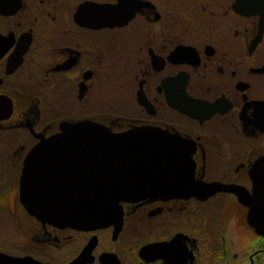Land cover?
I'll return each mask as SVG.
<instances>
[{
	"label": "flooded vegetation",
	"instance_id": "flooded-vegetation-1",
	"mask_svg": "<svg viewBox=\"0 0 264 264\" xmlns=\"http://www.w3.org/2000/svg\"><path fill=\"white\" fill-rule=\"evenodd\" d=\"M81 119L177 134L193 179L222 186L122 202L102 225L38 219L20 196L28 154ZM258 160L264 0H0V264H264L240 200Z\"/></svg>",
	"mask_w": 264,
	"mask_h": 264
},
{
	"label": "water",
	"instance_id": "water-1",
	"mask_svg": "<svg viewBox=\"0 0 264 264\" xmlns=\"http://www.w3.org/2000/svg\"><path fill=\"white\" fill-rule=\"evenodd\" d=\"M188 146L179 135L160 128L114 132L91 119L64 121L58 132L29 152L20 196L38 219L72 227L121 220L122 202L177 195L205 198L222 185L193 179ZM250 174L252 192L240 200L249 207L248 221L254 231L264 236L261 160Z\"/></svg>",
	"mask_w": 264,
	"mask_h": 264
}]
</instances>
